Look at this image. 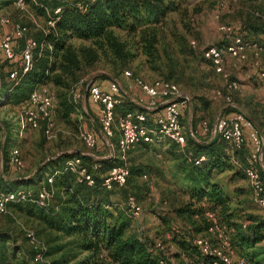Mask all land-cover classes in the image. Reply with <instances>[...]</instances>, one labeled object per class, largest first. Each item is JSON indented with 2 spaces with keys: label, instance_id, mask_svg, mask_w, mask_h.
Returning <instances> with one entry per match:
<instances>
[{
  "label": "trees",
  "instance_id": "trees-1",
  "mask_svg": "<svg viewBox=\"0 0 264 264\" xmlns=\"http://www.w3.org/2000/svg\"><path fill=\"white\" fill-rule=\"evenodd\" d=\"M76 1L84 4L83 10L72 4H64L53 28L45 25L31 35L27 33L37 42V46L33 49L32 65L27 71H21L19 50L23 45V38L16 40V54L13 59L0 54L2 59L0 104L22 107L34 89L52 83L56 89L57 103L60 102L67 114L75 107L69 98V89L77 82L84 69L93 66L101 52L108 55L112 61H116L119 66L131 58L132 55L125 42L116 36L114 28L125 29L136 37V42L147 56L150 65L156 64L155 67L160 68L161 60L165 71L162 78L155 79L167 80L178 86L180 72L179 67H175V57L167 49L166 19L168 15L178 11L186 14V8L179 6L176 0ZM218 1L222 5V0ZM11 2L13 4V1ZM251 2L248 4L245 17L239 22V30L229 25L232 26L233 33L238 34L243 40L254 41L264 46V1ZM8 3L10 0H1L0 7ZM27 3L34 13L43 17L45 24L46 10L53 9L59 2L58 0H27ZM199 10V7L191 8L192 14ZM255 11L259 14H254ZM174 35L180 42L181 52L192 56L196 63L200 64L198 69L206 68V73L202 70L200 73L208 77L213 72L211 61L204 57L201 51L195 53L187 46L182 34L174 32ZM74 40L88 41V44H75ZM161 53L163 55H160ZM250 64L252 65L251 62ZM12 70L18 71L16 80L9 78ZM224 82L221 89H215L222 94L229 93L231 101L236 104L231 93L232 89L226 87L228 79ZM195 99L196 96L190 98L193 136L186 134L182 146L168 140L156 142H162L161 146L166 147V151L171 153L176 189L180 188V192L186 195V200L170 210L177 222L168 224L166 219L161 218V228L165 230L161 237L164 235L169 237L173 249H165L162 242L164 240H156L143 233L128 230L129 218L132 217L126 204L127 215L111 198L114 196L115 187L126 188L129 175L146 177L147 167L142 164H128L127 161L128 175L124 184L121 186L113 184L110 188H105L101 184V179L118 161L109 165L106 160H97L96 164L92 155L76 150V152H63L45 160L28 178L14 179L8 185H1L5 190L26 188L33 192L44 186L52 192L44 206L32 201L9 204V210L25 211L24 213L36 222L35 234L46 244L45 253L48 262H34L33 250L29 247L30 257L27 264H212V261L221 264H264V216L261 213L249 215L244 223L234 220L232 213L226 210L228 195L220 183L213 178L214 173L232 166V162L234 164L239 162L243 172L245 158L251 149L250 140L245 130L243 141L237 148L229 147L225 141L216 136L209 138L207 131L203 132L205 137H200L194 128L195 124H200L203 120L195 123L197 109ZM252 101L249 99L242 105L243 108L245 106L248 116L255 120L264 143V103ZM224 108L227 111H238L237 107ZM134 109H137V106L124 94L114 107L115 113ZM206 123L209 125L211 122ZM40 125L43 127V122ZM134 145L149 147L148 143L142 141ZM1 148L4 173L7 170L9 153L6 144ZM74 155L80 158L81 163L91 173L93 178L91 185L76 181L75 174L65 168V161ZM200 155L204 156V159L195 163L194 160ZM49 176H52L51 182L47 180ZM262 177L264 178V174ZM0 180L4 181L2 178ZM128 195H133L138 202L132 192L125 193V201ZM201 201H205L206 204L202 205ZM205 212H212L213 217L208 218ZM214 223L222 226L226 235L231 251L228 263H222L212 254L202 252L194 243L197 236H204L211 245L218 244L216 237L208 231ZM9 238L11 237L8 231L0 229V264H10L13 258L11 247L7 244Z\"/></svg>",
  "mask_w": 264,
  "mask_h": 264
},
{
  "label": "rangeland",
  "instance_id": "rangeland-1",
  "mask_svg": "<svg viewBox=\"0 0 264 264\" xmlns=\"http://www.w3.org/2000/svg\"><path fill=\"white\" fill-rule=\"evenodd\" d=\"M11 1L13 0H10V3L6 6L0 7L1 15L9 16L10 19L26 25L30 35L45 26L43 17L34 13L29 6L27 11H22L17 9ZM251 1L222 0V5H220L218 0H176L179 6L186 8L187 13L182 14V11H178L171 13L166 19L167 49L175 57V67H179L180 72L178 86L189 98L196 96L195 123L199 120L211 122L216 113L227 112L225 108H222L224 105L222 98L212 94V90L215 88L221 89L226 79L229 82L234 81L236 84L231 92L236 104L238 100L245 103L249 99L253 100L254 103H264V83L262 84L257 75L258 67L264 69V55L261 51L257 54L258 67L250 64L254 56L249 48L245 52V61L235 60L224 55L222 63L224 72L222 73L225 76L212 67L213 72L207 77L205 74L200 73L201 70L206 73V68L198 69L200 64L196 63L192 56L181 52L180 42L178 39L176 40L174 32L182 34L186 39L187 46L192 48L195 53L202 52L210 44L222 47L228 41V36L219 30V26L226 23L231 24L238 31L239 22L245 17L246 9L249 7L248 4L252 3ZM192 7H199L200 10L192 14ZM255 12L258 13V11ZM113 31L120 40L125 42L132 55L131 58L119 66L116 61H112L108 55L101 52L93 66L84 69L77 82L69 89V98L75 107L67 114L60 102L57 103L56 89L52 83L45 85L54 93L56 102L53 110L54 125L49 137L43 133L41 125L32 128L24 123L21 106L12 107L0 104V149L6 144L7 153H9L11 149L17 147L23 159V167L17 169L8 160V154L7 169L11 172L14 171V173L22 175L34 173L36 167L45 160L63 152H76V150L92 155L96 160V164L97 160H106L108 161L107 164L117 162L116 158H113L112 161L109 160L106 144L99 138H96V141L98 140V143H95L98 144L97 146L94 145L92 148H88L78 137L79 129L93 130L91 128L92 121L90 122L84 111L88 112L93 121H96V109L93 107L92 110V107H90L95 103L89 102L85 91L81 98L85 84L88 82L99 84L100 82H108L111 79H115L122 84L124 80L121 75L122 69L130 70L134 75L146 81H151L155 78H162L165 67L161 65V60L160 68L155 67L156 64L154 66V64L150 65L148 63L147 56L141 51L134 35L122 28H114ZM190 40L193 41V44L189 43ZM73 42L75 44H88V41L74 40ZM162 53L160 55H163ZM242 73H245V75ZM75 93H78V98L74 96ZM237 105L243 107V105ZM182 121L186 127V109L183 111ZM3 129L5 130V136H3ZM200 137L205 136L200 134ZM160 143L150 142L148 143L149 147L134 145L127 151L126 162L128 161V164H142L147 167V169L145 168L146 177L129 175L126 188L115 187L114 196L111 198L118 208L124 210L126 214L125 193H134L142 207V211L139 217L129 218L130 226L128 230L143 233L145 236L153 237L156 240H164L162 242L165 249H173L170 238L166 235L161 237L165 231L161 228V218L166 219L168 224L177 222L170 210L186 200V195L180 192V188L176 189L171 153L166 151V147L164 148ZM113 154H115V149H113ZM237 157L239 158V156ZM213 178L220 183L224 192L228 195L229 201L226 210L232 213L234 220L244 223L248 220L249 215L261 213L252 199L250 187L240 169L239 162L237 164L232 162V166L214 173ZM201 204L205 205L206 203L201 201ZM24 212L13 209L6 213H0V229L7 230L11 237L7 241V244L11 247L10 252H13L10 264H27L30 257V245L25 230L31 229L35 233L34 226L36 222H33V219H30Z\"/></svg>",
  "mask_w": 264,
  "mask_h": 264
},
{
  "label": "built area",
  "instance_id": "built-area-1",
  "mask_svg": "<svg viewBox=\"0 0 264 264\" xmlns=\"http://www.w3.org/2000/svg\"><path fill=\"white\" fill-rule=\"evenodd\" d=\"M58 2L53 9L46 10L45 25L48 28L55 26L64 4L68 3L80 10L84 9V4L76 0L74 2L72 0H58ZM13 4L19 10H28L27 0H13ZM254 14L258 13L254 12ZM0 26L8 27L0 37V52L4 57L13 59L16 54V40L23 38V45L19 50L21 71H27L33 62V49L37 46L36 40L27 35L29 30L26 25L13 21L6 15L0 14ZM219 30L228 36V41L222 47L210 44L202 50L203 56L211 61L215 71L224 72L222 69L224 55L235 60L245 61L247 48L252 51L254 56L251 60L252 65L259 66V60L256 57L260 51L264 55L263 45L254 41L243 40L238 34L233 33L232 26L229 24H221ZM189 43L193 44V41L190 40ZM17 74V70H12L9 73V78L16 80ZM222 74L225 76L224 73ZM257 74L264 83V69L258 70ZM121 75L129 80L126 84H121L112 79L106 88H102L99 84L88 82L85 84L81 96L82 98L85 91L87 99L96 104V121L101 134L108 140L107 145L110 148L108 158H116L118 161L108 169L101 179V184L105 188H110L113 184L118 186L124 184L128 175L126 154L136 142L150 143L168 140L182 146L186 134L193 136L192 130L186 128L182 121V109L187 105L189 97L175 83L163 79L146 81L133 75L127 69L122 70ZM235 85L234 81L226 83L228 89H234ZM134 86L142 92L145 99L141 96L134 97L132 102L137 106V109L115 113L114 107L121 101L122 94L128 98L126 91ZM212 94L222 97L224 107H236L231 101L229 93L222 94L219 90H212ZM74 96L79 97L78 93H75ZM55 103L54 93L45 85L34 89L22 106L24 123L32 128H37L43 122V133L49 137L54 125L53 110ZM200 126L208 132L209 138L216 136L225 141L231 148H237L241 145L243 131H246L251 149L245 158L242 170L250 187L252 199L264 216V178L262 177L264 174V143L258 129L250 118L240 110H230L226 113L218 112L209 125L205 121H201ZM115 133H117V137L115 142H112L110 139L114 137ZM78 137L88 148H92L96 143V136L91 131L79 129ZM113 149H115V154H113ZM202 159L204 156L200 155L194 162L197 163ZM9 161L17 169L23 167L21 152L17 147L9 152ZM64 166L75 174L76 181L84 182L87 185L93 183L91 173L76 155L68 158ZM94 167L95 165H93ZM47 180L51 182L52 176H49ZM51 194L52 192L44 186L39 188L37 192H33L26 188L5 190L0 185V213L9 212V204L14 202L32 201L44 206ZM125 204L132 218L139 217L142 207L133 195L126 197ZM205 215L208 218L213 217L212 212H205ZM208 231L216 237L218 244L211 245L204 236H197L194 243L202 252L212 254L222 263H228L231 251L223 227L214 223L208 228ZM25 232L30 248L33 250V261L47 263L46 244L31 229H26ZM212 264L221 263L212 261Z\"/></svg>",
  "mask_w": 264,
  "mask_h": 264
},
{
  "label": "crops",
  "instance_id": "crops-1",
  "mask_svg": "<svg viewBox=\"0 0 264 264\" xmlns=\"http://www.w3.org/2000/svg\"><path fill=\"white\" fill-rule=\"evenodd\" d=\"M6 27V28H5ZM7 26H3V28H1L0 27V29H1V33H0V37H1V35L7 30ZM0 54H2V53H0ZM2 64V59H0V65ZM3 70H5V67L3 68ZM243 75H245V73H242ZM124 80H123V84H126L129 80H127V79H125V78H123ZM112 80V79H111ZM260 80V79H259ZM109 82V81H108ZM108 82H100L99 83V85L102 87V88H106L107 87V85H108ZM262 82V81H261ZM262 84H263V82H262ZM129 92V93H128ZM126 93L128 94V99H129V101L133 104V102H132V99H134V97H142V98H144L145 99V96L142 94V92L137 88V87H131L130 89H128V91H126ZM238 97H239V94H238ZM241 97V96H240ZM90 102V101H89ZM237 104H239V105H242V103H241V101L240 100H238V102H237ZM235 105L237 108H238V110H240V111H242V112H244L245 114H246V116H248V113H247V111L243 108V107H241V106H238V105ZM90 107H92V110H93V107L96 109V107H95V104L94 105H92V106H90ZM186 107V128H190L191 129V126H190V116H191V114H190V98H189V101L187 102V106H185ZM222 108H224V106L222 107ZM221 108V109H222ZM95 111V110H94ZM183 111H184V109H182V115H183ZM229 111V110H228ZM227 111V112H228ZM85 112V114H86V116H88V119L90 120V122L92 121V133L96 136V138H99L100 140H102L105 144H106V148H107V150H108V152H110V148L108 147V145H107V142H108V140L101 134V132H100V130H99V128H98V124H96L95 122L96 121H93L91 118H90V116H89V114H88V112H86V111H84ZM96 112V111H95ZM96 115V114H95ZM96 117V116H95ZM249 118H250V116H248ZM251 119V121H253V123L255 124V126H256V128H257V125H256V122H255V120L253 119V118H250ZM195 131H197V133L198 134H203V132H204V130L201 128V126H200V124H195ZM5 130L3 129V136H5V132H4ZM11 136V135H10ZM116 137H117V133H115V135H114V137L113 138H111L110 140H112V142H115V140H116ZM96 143H98V140L96 141ZM96 146L98 145V144H95ZM2 149V148H1ZM1 149H0V178H2V180H4V181H1L0 180V185H8L9 184V182L10 181H12V180H14V179H19V178H22V179H25V178H28L29 176H31L32 174H33V172H31V173H29V174H25V175H22V174H18V173H14V171L13 172H11L9 169H7L4 173H3V171H2V152H1ZM39 166V165H38ZM36 168H38V167H36ZM14 169V168H13Z\"/></svg>",
  "mask_w": 264,
  "mask_h": 264
},
{
  "label": "water",
  "instance_id": "water-1",
  "mask_svg": "<svg viewBox=\"0 0 264 264\" xmlns=\"http://www.w3.org/2000/svg\"><path fill=\"white\" fill-rule=\"evenodd\" d=\"M252 122H253V121H252ZM253 124H254V123H253ZM254 125H255V124H254ZM39 166H40V165H39ZM39 166H38V167H39Z\"/></svg>",
  "mask_w": 264,
  "mask_h": 264
}]
</instances>
